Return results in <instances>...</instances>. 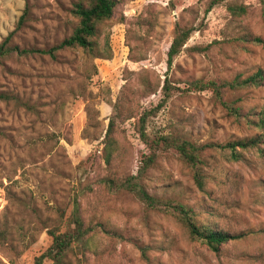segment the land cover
Segmentation results:
<instances>
[{
  "label": "rangeland",
  "instance_id": "374dc122",
  "mask_svg": "<svg viewBox=\"0 0 264 264\" xmlns=\"http://www.w3.org/2000/svg\"><path fill=\"white\" fill-rule=\"evenodd\" d=\"M77 1L0 0V43L13 33L12 44L21 49L58 45L78 23L71 13ZM116 1L106 25L110 43L113 30L123 24L143 60H120L117 48L110 60L68 50L57 61L41 54L0 60V96H5L0 98V264H35L51 245L48 228L64 231L76 202L87 225L103 223L122 236L98 230L85 264H251L215 257L175 215L148 209L123 186L148 153L137 131L139 117L117 120V151L109 165L104 139L113 105L124 102L126 93L139 113L149 114L151 136L175 134L198 145L253 136L256 130L229 117L211 92L186 91L189 81L229 80L264 69V47L239 40L245 33L264 40V0H236L248 9L236 19L225 3L206 12L211 0ZM178 24L194 31L169 67ZM143 71L154 82L168 78L181 90L157 112L161 92L143 99L135 91ZM228 98L260 108L264 89L230 92ZM204 161L203 191L172 153L163 155L141 183L152 195L192 208L200 224L230 233L263 228L264 155L248 151L235 162L209 150ZM262 247L264 236H256L227 251Z\"/></svg>",
  "mask_w": 264,
  "mask_h": 264
},
{
  "label": "trees",
  "instance_id": "16d2710c",
  "mask_svg": "<svg viewBox=\"0 0 264 264\" xmlns=\"http://www.w3.org/2000/svg\"><path fill=\"white\" fill-rule=\"evenodd\" d=\"M225 3L226 8L233 18H241L248 13L247 6L236 0H211L206 12H210L214 7ZM117 6L116 0H79L74 3L71 13L78 23L72 34L65 38L58 45L46 50L21 49L12 44L13 33L0 43V60L7 59L13 54L19 56H30L41 54L49 56L57 61L58 55L64 51H81L91 60L113 58L114 52L110 43V35L106 32L107 23L112 20ZM24 17H22L23 21ZM194 29L176 26V33L168 53V66L171 67L174 59L184 49L189 41ZM126 29V44L129 47V61L138 62L143 57L135 54V46L131 45ZM245 43L264 47V40L250 33L243 34L240 39ZM139 88L137 96L147 98L152 94L162 93L163 98L156 112L160 110L173 97L174 91H181L174 87L170 79L166 78L162 83L154 82L149 71L138 74ZM186 92H211L213 101L220 105L229 117L234 118L239 123H244L249 128L256 130V133L248 138L228 141L225 143L211 142L198 145L185 137L167 134L151 136L146 130V120L149 116L147 112L139 113L133 107L134 100L130 96L124 102L119 99L113 105L114 114L110 119L106 137L104 139V159L111 164L114 153L117 151V141L114 137L116 123L123 116L124 120L138 119L137 131L141 140L148 148V153L142 155L137 175L129 176L123 186L130 191L143 205L153 211L164 212L175 215L179 221L187 228L194 240L201 241L207 250L215 257L232 256L235 261H251V264H264V247L253 251H242L230 254L228 250L231 246H236L239 242L249 239V237L264 236V227L258 230H249L240 233H230L224 230L200 224L192 208L171 199H163L152 195L142 185L141 179L154 167L158 160L165 154H174L181 162L187 165L193 174V179L200 190L206 188V176L203 172L204 153L209 150L225 153L230 161H240L245 152L256 151L264 155V106L245 108L241 104V99H229L230 92H238L247 89H264V69H258L251 75L239 74L232 79L220 80H195L188 82ZM128 94L134 95L135 91L126 88ZM5 98V96H0ZM113 238H122L120 233L114 229H108L105 224L99 223L87 225L82 214L80 204L76 202L72 214L66 222V229L61 231V227L48 228L51 238L49 248L36 259L35 264H44L50 261L51 264H85V258L93 249V235L99 231ZM143 256L147 261L146 248L141 247Z\"/></svg>",
  "mask_w": 264,
  "mask_h": 264
},
{
  "label": "built area",
  "instance_id": "2783aa9c",
  "mask_svg": "<svg viewBox=\"0 0 264 264\" xmlns=\"http://www.w3.org/2000/svg\"><path fill=\"white\" fill-rule=\"evenodd\" d=\"M119 26L120 28L119 29L115 28L111 35V46H112L113 51L116 50V48L119 50L120 55H121L120 60L128 61L129 60V47L126 44V29L123 26V24Z\"/></svg>",
  "mask_w": 264,
  "mask_h": 264
}]
</instances>
